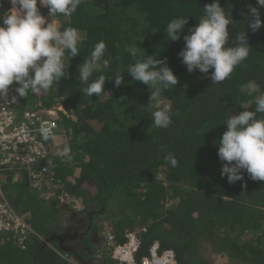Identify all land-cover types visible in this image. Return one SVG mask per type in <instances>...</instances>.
<instances>
[{
    "label": "trees",
    "instance_id": "obj_1",
    "mask_svg": "<svg viewBox=\"0 0 264 264\" xmlns=\"http://www.w3.org/2000/svg\"><path fill=\"white\" fill-rule=\"evenodd\" d=\"M2 2L0 14L9 8L8 0ZM213 2L81 0L71 16L54 18L61 31L69 26L79 30V56L70 58L67 78L46 94L20 98L19 109L61 108L58 124L69 151L66 158L51 154L45 164L61 189L81 201L83 210L72 212L66 203L43 200L24 170L3 172L9 203L28 214L27 222L42 240L31 235L24 250L12 239L0 240V264H68L52 248L72 255L60 250L52 235L65 229L69 217L86 210L101 213L100 221L109 226L105 230L111 229L118 243L125 232H137V260L157 242L161 250H173L178 264H210L202 254L204 246L231 262L264 264V181H252L245 172L243 182L230 184L221 176L215 143L227 131L226 119L254 110V96L264 92V8L259 9L262 27L253 33L248 9L258 7L256 0H219L233 21L226 47L234 46L244 30L251 51L229 79L212 84L211 69L207 78L199 70L189 73L178 53L184 48L183 36L197 25L204 6ZM40 11L52 19L46 7ZM176 18L189 22L181 38L171 42L166 28ZM99 41L106 44L104 58L112 68L101 67L90 77L88 83L99 75L106 78L105 93L90 98L82 93L87 84L80 80L79 66ZM130 47L140 49L135 58L126 50ZM145 54L166 58L178 78L174 88L162 90L161 107L171 106L172 124L167 129L154 125L155 109L147 106L151 89L127 74L130 65L146 59ZM117 72L124 77L119 88L111 80ZM250 80L260 85L252 96L244 87ZM169 153L178 160L175 168L164 161ZM50 237L53 240L43 246ZM96 247L90 249L92 264ZM101 258L99 264H113L108 256Z\"/></svg>",
    "mask_w": 264,
    "mask_h": 264
},
{
    "label": "clouds",
    "instance_id": "obj_2",
    "mask_svg": "<svg viewBox=\"0 0 264 264\" xmlns=\"http://www.w3.org/2000/svg\"><path fill=\"white\" fill-rule=\"evenodd\" d=\"M8 2V11L0 14V98L7 97L14 84L18 85L15 92L19 98L46 94L62 78L68 77L70 58L79 56L78 44L81 41L77 28L69 26L61 31L53 20L58 15L71 16L77 11L81 0ZM2 3L1 0L0 10L3 9ZM38 3L49 10L51 22H47L41 14ZM256 3L258 7L249 5L248 9L251 17L248 27L253 33L262 27L259 9L264 8V0H256ZM188 22V18L171 20L166 28L168 41H178ZM232 23L230 13L220 6L219 0L204 6L197 25L183 36L184 48L178 53L189 73L199 70L207 78L211 69L212 84H220L229 79L249 57L251 48L244 30L237 34L234 46L226 47L230 38L228 26ZM126 50L134 58L140 52L136 47ZM105 51V42H97L89 58L79 66L80 80L87 84L82 93L90 98L93 94L99 98L105 93L104 75L88 83L101 67L112 68L110 59L104 58ZM153 56L146 55V59L137 60L129 66L127 74L151 89L147 106L155 109L152 112L154 125L167 129L172 124L171 106L161 107L162 90L174 88L178 78L167 66L166 58L154 59ZM111 80L119 88L124 81L123 73L117 72ZM244 87L250 96L260 89L254 80L246 82ZM16 102L17 96H13L11 103ZM252 103L254 110L231 114L226 119L224 124L227 131L215 142L218 143L217 155L222 162L221 176L227 177L230 184L243 182L245 172L252 181H264V92L255 95ZM38 131L45 141L54 135L47 123H42ZM68 151L69 148L65 147L64 153ZM164 161L173 168L178 166L177 158L171 153L164 157Z\"/></svg>",
    "mask_w": 264,
    "mask_h": 264
},
{
    "label": "built area",
    "instance_id": "obj_3",
    "mask_svg": "<svg viewBox=\"0 0 264 264\" xmlns=\"http://www.w3.org/2000/svg\"><path fill=\"white\" fill-rule=\"evenodd\" d=\"M16 87L11 86L9 95L0 98V240L12 239L24 250L31 235L42 238L31 229L27 222L28 214L16 211L9 203L1 183L3 172L26 171L31 188L41 190V198L45 201L66 203L75 212L82 211L83 206L78 198L67 195L61 189L60 182L50 174V168L45 164L51 154L60 156L57 146L62 136L58 124L61 108L19 109L20 98L15 92ZM13 96H17L15 104L11 103ZM42 123H47L54 134L47 141L38 131ZM104 241L113 264H178L173 250H161L157 242L150 246L146 256L137 260L141 246L137 232H125L123 242L118 243L111 229H106ZM52 249L68 264H77L68 254Z\"/></svg>",
    "mask_w": 264,
    "mask_h": 264
},
{
    "label": "flooded vegetation",
    "instance_id": "obj_4",
    "mask_svg": "<svg viewBox=\"0 0 264 264\" xmlns=\"http://www.w3.org/2000/svg\"><path fill=\"white\" fill-rule=\"evenodd\" d=\"M100 214L98 215L94 211L86 210L82 214L73 215L69 217V223L65 229L63 228L59 235L54 233L52 236L58 240L62 248L72 253H77L78 257H86L88 259L91 254L90 249L100 246L103 241ZM86 233L89 234V238H86Z\"/></svg>",
    "mask_w": 264,
    "mask_h": 264
},
{
    "label": "rangeland",
    "instance_id": "obj_5",
    "mask_svg": "<svg viewBox=\"0 0 264 264\" xmlns=\"http://www.w3.org/2000/svg\"><path fill=\"white\" fill-rule=\"evenodd\" d=\"M11 8V5H10ZM47 22H51L52 19H47L45 18ZM53 23L56 25L57 21L54 19ZM57 26V25H56ZM58 146H57V152L58 154H60L61 157H65L67 156V153H64V148L67 147L68 145V139L64 136H61L58 140ZM108 226L106 222H102V228H101V236L103 237V241L102 244L100 245L99 249L100 251H102V255L104 256L106 253H108V248L105 245V241H104V234H105V227ZM109 227V226H108ZM202 254L204 255V257L206 259L209 260L210 264H238L237 262H231L227 257L222 256V255H217L214 254L210 251L208 246H204V248L202 249Z\"/></svg>",
    "mask_w": 264,
    "mask_h": 264
},
{
    "label": "crops",
    "instance_id": "obj_6",
    "mask_svg": "<svg viewBox=\"0 0 264 264\" xmlns=\"http://www.w3.org/2000/svg\"><path fill=\"white\" fill-rule=\"evenodd\" d=\"M16 179H19V173L16 174ZM100 247V246H99ZM99 247H96L93 251L95 254V263L99 264L100 258L103 256L101 253L102 251H100ZM104 256H108L109 257V250L108 253H106ZM102 259V258H101ZM80 264V263H79ZM81 264H89V259H87L86 257H83V263Z\"/></svg>",
    "mask_w": 264,
    "mask_h": 264
},
{
    "label": "water",
    "instance_id": "obj_7",
    "mask_svg": "<svg viewBox=\"0 0 264 264\" xmlns=\"http://www.w3.org/2000/svg\"><path fill=\"white\" fill-rule=\"evenodd\" d=\"M53 240V237H50L48 240H46L44 243H43V246H45L46 244H48V243H50L51 241ZM59 246V245H58ZM59 249L60 250H62L63 252H68V253H70L71 255H72V257L76 260V261H78V262H80V263H83V259H82V257H78L77 256V253H72L71 251H69V250H67V249H64V248H62V247H60L59 246ZM91 256H89V264H92L93 262H92V260H91V258H90Z\"/></svg>",
    "mask_w": 264,
    "mask_h": 264
}]
</instances>
